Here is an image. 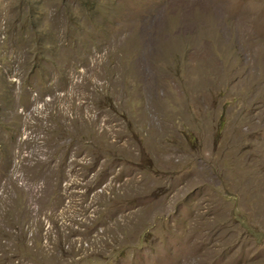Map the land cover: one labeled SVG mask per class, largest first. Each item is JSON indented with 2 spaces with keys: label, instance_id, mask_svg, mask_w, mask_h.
<instances>
[{
  "label": "rangeland",
  "instance_id": "374dc122",
  "mask_svg": "<svg viewBox=\"0 0 264 264\" xmlns=\"http://www.w3.org/2000/svg\"><path fill=\"white\" fill-rule=\"evenodd\" d=\"M0 264H264V0H0Z\"/></svg>",
  "mask_w": 264,
  "mask_h": 264
},
{
  "label": "trees",
  "instance_id": "16d2710c",
  "mask_svg": "<svg viewBox=\"0 0 264 264\" xmlns=\"http://www.w3.org/2000/svg\"><path fill=\"white\" fill-rule=\"evenodd\" d=\"M26 24H27V23L23 21V22H22V25H23L22 28H23L24 26H26ZM35 68H36V67H35Z\"/></svg>",
  "mask_w": 264,
  "mask_h": 264
}]
</instances>
